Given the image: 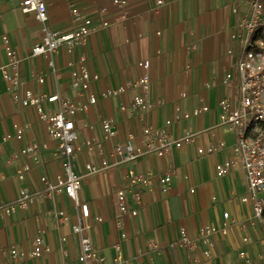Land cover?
<instances>
[{
	"label": "crops",
	"instance_id": "crops-1",
	"mask_svg": "<svg viewBox=\"0 0 264 264\" xmlns=\"http://www.w3.org/2000/svg\"><path fill=\"white\" fill-rule=\"evenodd\" d=\"M126 1L121 9L112 0H45L49 30L72 31L77 25L76 14L90 18L99 30L73 57L60 50L26 59L19 67L21 90L58 94L88 104L89 94L100 97L139 77L142 70L137 67L138 61L151 63L150 97L154 108H132V96L139 90L127 89L118 96L99 98L75 117L78 142L89 138L102 145L101 155L83 150L74 160V172L81 178L79 199L89 207L90 228L85 235L104 264H114L116 245L129 264H246L240 252H245L251 264H264V224H251L252 205L240 201L247 194L244 172L238 166L225 180L215 176V165L231 159L236 144V135L220 125L218 102L237 98V47L231 34L237 17L248 12L249 0H162L163 5L158 7L157 0ZM19 4L20 0H0V67L7 63L2 36H7L9 46L21 56L41 38L34 16L22 13ZM122 15L127 16L124 22L120 21ZM102 22L109 26L100 27ZM80 55L85 57L88 71L99 77L83 94L72 90L67 66ZM50 60L54 72L48 66ZM227 73L233 76L229 86L223 84ZM38 76H44L43 84L37 82ZM121 105L126 106L124 111ZM175 106L186 112L202 106L209 110L166 126ZM45 108L53 110L50 104ZM104 118L114 120L116 136L112 139L106 138L101 129ZM147 127L152 137L166 134L179 140L191 132L193 139L159 157L156 143L143 134ZM19 128L25 129L22 140L4 141L5 135H13ZM130 134V146L143 154L134 162L124 163L116 150ZM220 141L224 148L218 153L197 154V148ZM31 144H38L39 149L34 155L22 156L21 150ZM56 149L57 142L47 138L45 123L32 109H24L12 100L0 72V207L14 202L22 189L34 194L26 209L11 214L0 211V264L8 260L5 251L11 246L24 253L20 264H80L79 236L71 231L78 211L64 193L47 191L62 173V158ZM101 159L109 168L87 174L85 165L99 168ZM20 168H27L22 181L16 177ZM128 170L155 177L143 190L140 204L128 193V207L137 210L135 217L121 214L116 203V192L123 186ZM166 175L171 176L168 186L158 182ZM56 212H63L66 220L58 222L53 218ZM223 213H228L227 221ZM117 220L121 222L119 228L115 226ZM205 226L226 230L211 238L209 259L202 255L208 248L202 242L197 241L196 250L180 244L182 228L189 238H196ZM36 236L44 239L49 251L32 259L29 253ZM244 237L250 241L244 243Z\"/></svg>",
	"mask_w": 264,
	"mask_h": 264
},
{
	"label": "built area",
	"instance_id": "built-area-1",
	"mask_svg": "<svg viewBox=\"0 0 264 264\" xmlns=\"http://www.w3.org/2000/svg\"><path fill=\"white\" fill-rule=\"evenodd\" d=\"M112 3L124 9L126 0H112ZM163 5L162 0H157L155 6ZM20 10L24 14H32L36 23L41 28V38L30 49L25 56L19 55L8 44L7 36H2L5 44V56L7 63L0 67L2 78L6 84V90L11 94L12 100L24 109H32L39 121L46 125V134L49 141L57 142L56 152L62 158L61 175L54 185L48 186V192L64 193L74 204L78 211L76 221L71 227L73 234L79 236L81 253L77 257L80 264H104L103 258L99 257L92 247L85 232L90 228L88 222L90 214L86 203L81 202L79 193L81 190V178L74 172V160L78 153L83 150L88 152L97 151L102 154V145L93 139H84L79 143L75 132V117L81 111H86L88 105H95L99 98H109L124 94L126 90H139L132 96L131 107L141 111H149L154 108L155 103L150 97V75L151 63L149 60H140L137 67L142 70L139 77L126 82L124 86L105 91L99 97L97 94L88 95V104L76 103L67 98H61L58 94L44 95L35 94L31 90H21V78L19 67L21 62L29 58L52 55L60 50L73 57L76 50L85 45L88 38L95 34L99 28L93 25V21L87 17L75 15L77 25L70 32L51 31L47 27V5L45 0H20ZM236 13V11H233ZM127 16L122 15L120 21H126ZM107 22H102V28L108 27ZM231 39L236 43L235 71L237 77V98L235 100L221 99L218 107L221 109L220 125L226 127L236 135V144L232 148V158L215 165V176L219 180H225L233 169L238 166L242 169L247 183V194L240 201L252 205L253 216L250 221L264 224V0H249L248 12L237 17L235 30L231 34ZM48 66L55 70L52 60ZM67 66L70 69L71 88L78 94L88 92L98 81L96 74H91L86 65L85 57L80 55L78 59H71ZM233 76L227 73L223 84L229 86ZM44 76L36 78L39 84L44 83ZM208 87V86H207ZM183 97L186 94L182 95ZM46 104L53 106L49 111ZM125 105H121L120 110L124 111ZM209 110L208 106L195 108L190 112L183 111L179 106H175L173 116L165 121L166 126H171L174 122L196 117ZM105 137L112 139L116 136L114 120L104 118L100 123ZM29 126L26 128L28 129ZM25 129L19 128L13 135L7 134L4 141L22 140ZM143 134L149 137V142L156 143V155L163 157L172 147L181 148L183 144L189 143L193 139L191 132H186L179 140H173L166 134L152 137L150 128H144ZM132 135L128 136L127 142L117 146V154L124 163L134 162L143 153L134 150L130 146ZM46 147V144H42ZM224 148L223 142L208 144L197 148L199 156H209L218 153ZM39 149L38 144H31L21 150V155H34ZM17 158V156H15ZM10 164V162H9ZM109 168L108 163L101 159L100 167L90 164L85 165L87 174H96ZM27 168H20L17 171V180L22 181ZM155 177L151 173L141 174L128 170L124 176V183L116 192V203L121 214H129L132 217L137 215L136 209L128 207V193L131 194L134 202L140 204L143 190L151 185ZM45 183V179L41 178ZM158 182L168 186L171 176L159 177ZM192 192V191H191ZM261 197H258V196ZM34 194L26 189L19 191L18 198L7 205L1 206L0 211L11 214L18 209H26L33 200ZM58 222L66 220L63 212H56L53 215ZM228 213H223V219L227 221ZM100 222V219L96 220ZM115 226H121L120 221H115ZM225 229L218 230L210 226L203 227L196 238H189L186 231L180 230V244L190 250H196L197 241L202 242L208 248L202 251L205 259L210 258L209 248L212 246L211 238L216 234H225ZM124 235H121L123 238ZM65 239L63 238V241ZM248 237L243 238L244 243H248ZM114 264H129L123 259L120 247L116 245ZM49 249L41 236H36L32 240V249L29 257L38 259ZM8 260L2 264H20L24 260V253L16 247L11 246L5 251ZM246 264H251L245 252L239 253Z\"/></svg>",
	"mask_w": 264,
	"mask_h": 264
},
{
	"label": "rangeland",
	"instance_id": "rangeland-1",
	"mask_svg": "<svg viewBox=\"0 0 264 264\" xmlns=\"http://www.w3.org/2000/svg\"><path fill=\"white\" fill-rule=\"evenodd\" d=\"M258 197H261V196L259 195ZM261 234H262V233H261ZM261 234L258 233V237H261ZM261 239H262V242H263L262 246L264 247V234H263V237H262Z\"/></svg>",
	"mask_w": 264,
	"mask_h": 264
}]
</instances>
